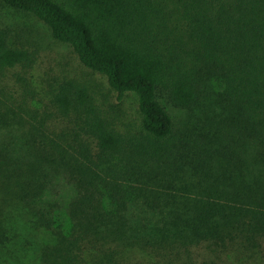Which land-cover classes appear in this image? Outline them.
I'll use <instances>...</instances> for the list:
<instances>
[{"label": "trees", "instance_id": "obj_1", "mask_svg": "<svg viewBox=\"0 0 264 264\" xmlns=\"http://www.w3.org/2000/svg\"><path fill=\"white\" fill-rule=\"evenodd\" d=\"M140 121L31 78L0 26V264H264V0H0Z\"/></svg>", "mask_w": 264, "mask_h": 264}, {"label": "rangeland", "instance_id": "obj_2", "mask_svg": "<svg viewBox=\"0 0 264 264\" xmlns=\"http://www.w3.org/2000/svg\"><path fill=\"white\" fill-rule=\"evenodd\" d=\"M0 26L9 30L12 37L22 41L32 54L31 78L42 87V97L48 100L50 83L56 85L65 80H73L85 86L93 94L96 103L112 114L138 124L140 113L135 94H128L124 101L110 88L101 74L86 68L73 50L66 44L56 41L47 26L32 15L5 7L0 3Z\"/></svg>", "mask_w": 264, "mask_h": 264}]
</instances>
